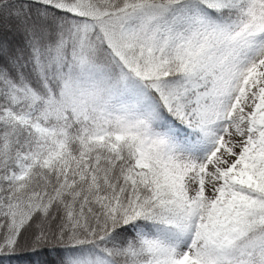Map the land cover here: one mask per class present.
Listing matches in <instances>:
<instances>
[{
    "label": "snow or ice",
    "instance_id": "obj_1",
    "mask_svg": "<svg viewBox=\"0 0 264 264\" xmlns=\"http://www.w3.org/2000/svg\"><path fill=\"white\" fill-rule=\"evenodd\" d=\"M0 264H264V0H0Z\"/></svg>",
    "mask_w": 264,
    "mask_h": 264
},
{
    "label": "trees",
    "instance_id": "obj_2",
    "mask_svg": "<svg viewBox=\"0 0 264 264\" xmlns=\"http://www.w3.org/2000/svg\"><path fill=\"white\" fill-rule=\"evenodd\" d=\"M29 259H31V258H29V257H23L22 258V260H29Z\"/></svg>",
    "mask_w": 264,
    "mask_h": 264
}]
</instances>
